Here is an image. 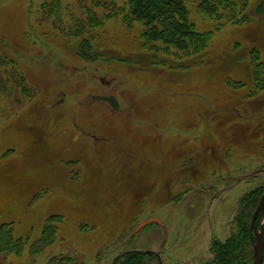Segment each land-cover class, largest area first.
<instances>
[{
	"label": "rangeland",
	"instance_id": "1",
	"mask_svg": "<svg viewBox=\"0 0 264 264\" xmlns=\"http://www.w3.org/2000/svg\"><path fill=\"white\" fill-rule=\"evenodd\" d=\"M81 1L0 0V223L25 241L0 264H112L131 249L213 264L212 241L264 187V65L255 79L245 50L225 53L246 37L263 54L264 14L216 31L202 63L152 65L114 19L105 56H79L60 30L105 12Z\"/></svg>",
	"mask_w": 264,
	"mask_h": 264
},
{
	"label": "trees",
	"instance_id": "2",
	"mask_svg": "<svg viewBox=\"0 0 264 264\" xmlns=\"http://www.w3.org/2000/svg\"><path fill=\"white\" fill-rule=\"evenodd\" d=\"M94 2L92 9L101 2L105 8V12L100 17L96 15L93 19H86L82 26L73 31L69 30L68 33L60 30L63 37L68 38L69 41L78 39L79 44H76V48L80 49L79 56L89 60L105 56V52L104 55L100 53L103 42L100 31L106 20L114 19L121 21L125 28L136 33L137 43L149 55L152 65H171L174 61L183 63V58H187L194 65L202 63L215 44H212L211 39L216 31L230 24H247L255 20L256 15L264 14V0L259 2L256 9L252 8L255 14L250 13L253 6L251 0H95ZM46 5L44 1L41 11L47 9ZM55 7L58 6L54 5ZM87 13H91V10ZM207 19L212 20V23H208ZM235 39L237 40L231 44L228 51L223 50L225 53H235V55H241L245 50L246 53L239 59H248L244 64L250 67L252 78L257 79L260 71L255 68L264 65L263 51L257 45L251 46L246 37L243 40ZM187 59L184 62H187ZM122 61L125 62L127 59ZM256 87L264 89V85ZM263 188L253 189L247 196L242 211H239L238 217L233 221L231 236L222 242L212 241L210 250L214 255L213 264H253L252 252L256 235L250 227L252 214L260 202ZM263 214L264 210L258 214L257 226ZM10 224L11 222L0 223V251L21 252L25 241L21 237L12 235L13 229ZM56 230L55 224L45 226L35 247L53 242V234ZM112 264L165 263L156 251L131 249L118 254ZM261 264H264V254Z\"/></svg>",
	"mask_w": 264,
	"mask_h": 264
},
{
	"label": "water",
	"instance_id": "3",
	"mask_svg": "<svg viewBox=\"0 0 264 264\" xmlns=\"http://www.w3.org/2000/svg\"><path fill=\"white\" fill-rule=\"evenodd\" d=\"M264 210V193L260 199V202L258 203V206L255 208L253 214H252V220H251V227L252 231L256 235V240L253 244V252L254 253V261L253 264H261L263 260V251H264V222L262 223L261 227L257 228L256 220L258 217V214H260L261 211ZM153 219L146 220L145 222H142L137 230L149 222H151Z\"/></svg>",
	"mask_w": 264,
	"mask_h": 264
}]
</instances>
